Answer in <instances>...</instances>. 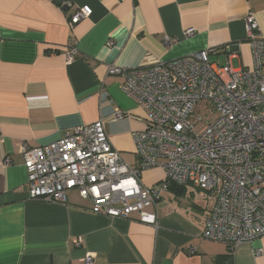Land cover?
<instances>
[{"label":"crops","instance_id":"1","mask_svg":"<svg viewBox=\"0 0 264 264\" xmlns=\"http://www.w3.org/2000/svg\"><path fill=\"white\" fill-rule=\"evenodd\" d=\"M81 8L87 15L71 28ZM250 14L264 36V0H0V264H80L88 255L95 264H264V236L234 250L202 237L216 199L195 185L162 192L158 224H147L137 213H94L77 190L66 203L31 197L21 151L103 118L114 148L136 164L133 132L145 128L146 112L108 67L207 48L213 62L251 66ZM190 27L195 35L185 36ZM72 36L77 53L68 62ZM164 178L161 166L142 173L148 187Z\"/></svg>","mask_w":264,"mask_h":264},{"label":"built area","instance_id":"2","mask_svg":"<svg viewBox=\"0 0 264 264\" xmlns=\"http://www.w3.org/2000/svg\"><path fill=\"white\" fill-rule=\"evenodd\" d=\"M86 15L83 8L76 11L70 27ZM246 28L251 66L213 62L211 48L131 70L111 64L108 73L124 75L123 90L146 112L145 128L133 132L137 163L123 159L100 118L50 144L21 146L31 197L66 203L67 192L77 190L94 213L121 218L137 213L140 221L156 225L162 192L172 184H191L216 199L203 238L234 250L264 236V36L251 14ZM195 33L192 27L184 31ZM69 45L71 62L77 53L73 36ZM158 166L165 169L164 180L159 187L146 186L142 173ZM262 251L254 248L256 255ZM80 264H95L94 256Z\"/></svg>","mask_w":264,"mask_h":264},{"label":"trees","instance_id":"3","mask_svg":"<svg viewBox=\"0 0 264 264\" xmlns=\"http://www.w3.org/2000/svg\"><path fill=\"white\" fill-rule=\"evenodd\" d=\"M177 186H178V185H176V184H172V185H171V188L175 189Z\"/></svg>","mask_w":264,"mask_h":264},{"label":"rangeland","instance_id":"4","mask_svg":"<svg viewBox=\"0 0 264 264\" xmlns=\"http://www.w3.org/2000/svg\"><path fill=\"white\" fill-rule=\"evenodd\" d=\"M211 204H212V201H211Z\"/></svg>","mask_w":264,"mask_h":264}]
</instances>
